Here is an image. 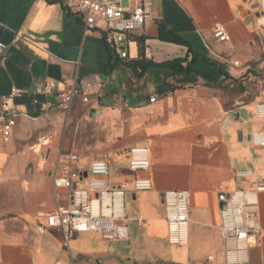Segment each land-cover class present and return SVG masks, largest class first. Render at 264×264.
Segmentation results:
<instances>
[{
	"label": "crops",
	"instance_id": "0c3cea01",
	"mask_svg": "<svg viewBox=\"0 0 264 264\" xmlns=\"http://www.w3.org/2000/svg\"><path fill=\"white\" fill-rule=\"evenodd\" d=\"M115 1L127 11L137 3ZM151 2L129 56H112L113 67L105 70L110 52L101 22L85 32L65 0H0V108L10 97L19 113L10 140L0 135V264L57 258L66 264H264V190L247 206L257 212L261 230L246 258L233 261L220 236L225 197L240 179L264 182V147L250 139L264 132V118L255 114L264 101V24L257 21L264 0ZM218 24L229 40L212 37ZM160 25L187 43L161 40ZM176 57H185L190 70L156 65ZM96 74L105 83L93 90L95 103L88 107L76 96L69 110L58 107L60 90ZM134 146L149 148L148 173L129 168ZM61 152L78 155L80 187L90 177V162L106 156L110 186L126 191L127 238L72 231L65 244L56 230L38 231L57 204L51 174ZM242 171L250 174L238 177ZM146 175L152 188L133 192V178ZM167 190L190 192L183 245L167 240ZM58 201L69 202L66 190H59Z\"/></svg>",
	"mask_w": 264,
	"mask_h": 264
},
{
	"label": "built area",
	"instance_id": "2783aa9c",
	"mask_svg": "<svg viewBox=\"0 0 264 264\" xmlns=\"http://www.w3.org/2000/svg\"><path fill=\"white\" fill-rule=\"evenodd\" d=\"M65 1L67 8L82 18L85 32L97 22L102 23L109 52L121 58L129 56L130 40L142 31L152 6L151 0H136L134 9L127 11L115 0ZM257 21L261 25L264 24V15L259 16ZM211 35L219 41L230 38L222 24L215 25ZM4 48L5 44L0 42V55ZM233 64L237 65L238 62L234 61ZM104 83V78L99 74L92 79H74L69 89L59 91L58 107L69 110L76 96L90 107L97 98L93 90L103 88ZM50 89V85L44 87L47 92ZM154 100L155 97L151 96L150 101ZM255 114L264 118V101L256 105ZM18 115L10 103V97L3 98L0 108V135L4 141L10 140ZM250 139L264 147L263 131L252 132ZM77 160L78 155L75 152L59 153L51 174L57 204L54 210L44 214V221L37 224L38 231L45 233L56 230L62 234L65 244L72 231H101L109 239L127 238L126 191L122 187L110 186L106 156L90 162V177L81 187L76 183L82 177L76 168ZM128 165L133 171L148 173L151 168L149 148L130 147ZM248 174L249 171H242L236 175L242 177ZM239 183L240 185L225 197L220 209V236L227 244V254L236 262L246 258L250 246L255 244L260 236L261 226L257 212H248L247 206L257 204V192L264 190V182L240 179ZM151 188L152 180L148 175L135 176L132 180L133 192ZM59 190H66L68 203L62 204L58 201ZM162 200L167 223V240L170 244L183 245L187 242L190 192L167 190L162 193ZM138 223L143 224L144 221L138 220ZM52 264L66 263L57 258Z\"/></svg>",
	"mask_w": 264,
	"mask_h": 264
},
{
	"label": "trees",
	"instance_id": "16d2710c",
	"mask_svg": "<svg viewBox=\"0 0 264 264\" xmlns=\"http://www.w3.org/2000/svg\"><path fill=\"white\" fill-rule=\"evenodd\" d=\"M158 37L163 40V41H168V42H173V43H177V44H186L187 42L179 35L170 32L169 30L165 29L162 25L159 26V33H158ZM138 44H139V51L140 53H142V41H143V36H138L137 38ZM112 55L110 53L109 56V60L106 63L104 69L105 70H109L113 67V65L110 63V61H112ZM185 57H176L174 59L171 60H166L160 63H156V65H164V66H171V67H179L180 70L182 71H189L190 68L188 65H183L182 63L185 61Z\"/></svg>",
	"mask_w": 264,
	"mask_h": 264
},
{
	"label": "water",
	"instance_id": "95a60500",
	"mask_svg": "<svg viewBox=\"0 0 264 264\" xmlns=\"http://www.w3.org/2000/svg\"><path fill=\"white\" fill-rule=\"evenodd\" d=\"M89 113L92 115V114L96 113V110L92 108L89 110ZM158 264H177V263L160 261Z\"/></svg>",
	"mask_w": 264,
	"mask_h": 264
},
{
	"label": "rangeland",
	"instance_id": "374dc122",
	"mask_svg": "<svg viewBox=\"0 0 264 264\" xmlns=\"http://www.w3.org/2000/svg\"><path fill=\"white\" fill-rule=\"evenodd\" d=\"M131 44V43H130Z\"/></svg>",
	"mask_w": 264,
	"mask_h": 264
}]
</instances>
